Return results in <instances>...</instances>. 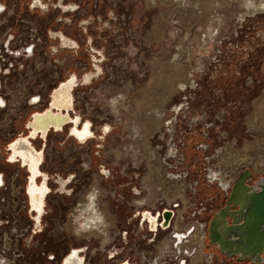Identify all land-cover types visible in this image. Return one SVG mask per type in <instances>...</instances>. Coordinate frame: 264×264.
Returning a JSON list of instances; mask_svg holds the SVG:
<instances>
[{"label": "rangeland", "instance_id": "obj_1", "mask_svg": "<svg viewBox=\"0 0 264 264\" xmlns=\"http://www.w3.org/2000/svg\"><path fill=\"white\" fill-rule=\"evenodd\" d=\"M242 1L90 0L91 6L84 4L82 11L73 15L71 25L61 26L53 22L55 13L40 15L32 11L41 24L50 21L49 31L60 30L67 33L71 41L81 43L80 50L72 52L80 63L78 74L90 69L80 30L74 24L90 14L109 23L105 55L110 61L103 67V76L95 80L94 92L84 102L91 106L94 115L106 118L112 131L99 154L90 157L94 178L80 188L76 202L68 209L69 215L65 213L64 225L46 228L56 231L52 239H48L46 229L37 232L38 241L31 239L24 250L30 255L26 264L48 263L42 255V250H46L42 242L47 240L51 252L67 243L88 246L90 264H106L105 255L99 253L106 247V237L102 234L76 236L73 221L80 213L75 204L85 201L95 190L98 210L104 214L103 225L107 223L104 234H108L109 240L116 237L120 218L125 213L115 197L125 193V188L120 187L121 181L128 182L126 188L132 187V190L143 183L141 179L148 171L144 145L156 148L157 159L164 163V169L167 163L171 165L173 174L165 170L167 174L187 173L188 179L197 181L200 200L213 198L208 207V210L211 208L208 222L226 200L216 183L206 188L208 174L212 181L223 180L226 188L219 185L225 190L244 169L252 173L250 186L264 178L263 167L253 165L255 161L264 165V12L249 15ZM252 2L258 4L260 0ZM0 5L13 9L18 17L24 16L28 9L27 0H0ZM179 83L185 84L184 90H179ZM115 97L118 103L113 107L110 100ZM151 113L155 114L153 118L158 126L150 137L145 128L151 123ZM168 145L174 146L175 151L171 152L174 158L166 163L162 160L170 154ZM87 148L83 147L88 153ZM239 153L242 154L237 165L229 167L227 159ZM245 158L248 162L244 164ZM4 164V170L14 169L13 165ZM104 164L113 178L105 179L98 174L99 166ZM125 164L129 168L138 167L140 176L121 179ZM145 187L151 194L147 197L149 201L160 197L161 193L154 192V185ZM143 190L146 196L147 191ZM181 200L186 205L185 198ZM68 225L72 226L68 228ZM205 252L212 253L209 245ZM10 254L6 256L10 258ZM198 255L196 253L191 264H196ZM218 256L216 253L214 263ZM14 259L15 264L21 261Z\"/></svg>", "mask_w": 264, "mask_h": 264}, {"label": "built area", "instance_id": "obj_2", "mask_svg": "<svg viewBox=\"0 0 264 264\" xmlns=\"http://www.w3.org/2000/svg\"><path fill=\"white\" fill-rule=\"evenodd\" d=\"M17 14L13 9L0 7V264H15V257L26 264L25 260L30 258L24 250L29 246L25 247L24 241L30 236L34 225L28 215V171L17 163L8 162L7 147L20 138H26L29 130L26 127L22 129V125H26L32 115L42 114L48 108L52 91L64 78L74 75L79 79L83 76L76 72L80 63L74 59L73 51L61 47L60 40L55 36L56 30L49 31L50 21L41 24L29 9L24 16L18 17ZM65 36L68 37V34ZM70 67L73 71H69ZM29 140L36 151L42 152L39 164L41 174L52 176L62 171V157L73 150L72 146H68L61 155L57 147L61 137L56 132H50L44 139L38 136ZM173 147L168 145L170 154L162 161L167 163L174 158L171 153L175 151ZM3 162L13 165L14 169L10 172V169L4 170ZM165 170L173 174L168 163ZM175 176L176 180L184 184L181 195L186 205L181 200L167 201L162 195L149 201L147 197L151 194L142 181V184L133 187V192L130 187L125 193H120L126 197L122 202L125 215L120 218V231L112 240H109L107 234L106 247H102L103 251L99 250V253L105 255L106 264H191L200 251L207 263L212 264L214 255L205 252L208 221L204 219V214L210 211L208 207L213 203V198L204 197L200 200L197 191L199 183L188 179L187 173ZM209 176L205 179L206 188L216 183L226 196L234 181L225 190ZM47 188L45 203L56 213L51 219V225H64L62 219L65 213H70L68 209L74 205L77 197L73 195L66 200L61 194L53 192L55 185L52 183ZM143 189L147 191L146 196L142 194ZM154 192L160 193L155 189ZM114 208H117L116 205ZM165 210L171 211L172 217L168 228L162 229L160 225ZM72 211L77 213L75 208ZM143 212H149L155 218L154 230L150 229L147 220L141 221L140 214ZM10 225H13L12 229ZM198 230L201 235L196 239L194 235ZM47 235L48 239H52L57 233L47 230ZM48 242H42L43 246L46 245V250H42L48 262L46 264H68L69 260L72 264H90L91 250L88 252V246L67 243L65 247L51 252ZM9 253L10 258L6 256Z\"/></svg>", "mask_w": 264, "mask_h": 264}, {"label": "flooded vegetation", "instance_id": "obj_3", "mask_svg": "<svg viewBox=\"0 0 264 264\" xmlns=\"http://www.w3.org/2000/svg\"><path fill=\"white\" fill-rule=\"evenodd\" d=\"M81 2L72 3L69 0H27V7L29 10L34 11L40 15H47L50 13H55V16L53 19V22L56 23V25H71L73 15L80 13L82 9L84 8V4H87L86 7L91 6L90 0H80ZM87 13V9L85 10ZM85 13V14H86ZM93 16V17H92ZM91 14L87 17L81 18L80 20H77L74 24L75 27L80 30V37L83 39V45L84 50L87 53L88 57V67L90 71L83 74L80 79H76L77 82L72 85L66 86V91L70 89L69 92V101L67 99V92L66 91H60L54 98L52 103L55 110H51L52 114L49 117L44 118V123H49L53 125H48L47 129L45 131H41V136H47L50 132H56L60 135L61 141L58 142L57 147L60 150V154L63 155L64 150L68 146H72L73 150L71 152H68V154L64 155L62 157V167L59 173L54 174L52 176H44V182H45V189L46 192H48L47 185L49 183H52L55 185V189L53 192L61 194L66 200H69L73 195L74 197H78V192L81 187L84 185H87V183L94 178V171L92 169V160L90 157H94L99 154V150L103 149L104 142L106 139V136L112 131L110 125L106 124V118L98 117V115H94L91 111V106H88L86 102H84L85 99H88V96L91 95L94 91L92 88L96 86L95 80L100 79V77L103 76V67L109 63L108 56L106 57L105 51L106 47V26L109 28V23H106V21H102L101 17L95 16ZM104 30V31H103ZM104 35H101L104 33ZM62 34L65 36V34L60 30H58L55 33V36L60 40L62 45L68 46L67 48H70L72 51L80 50L82 47L80 42H73L70 39H66L62 36ZM258 38V37H257ZM262 43L264 44V38L262 39ZM62 47V46H61ZM86 75V76H85ZM85 76V77H84ZM68 77L63 79V82L67 80ZM83 78V81L87 83L86 85H81V79ZM90 89V90H89ZM92 89V91H91ZM89 90V91H88ZM82 91L80 94H76L77 92ZM66 108V109H65ZM47 109L50 110V107ZM47 109L43 112V114L48 113ZM63 109V110H62ZM177 111V109H176ZM60 124L59 127L57 125ZM54 128H58L59 130H54ZM154 132V131H153ZM152 132V133H153ZM40 134L34 132V131H28L26 133V138L28 136L37 138ZM152 136V134H151ZM150 136V137H151ZM25 138V139H26ZM20 138L19 140H21ZM185 140V138H184ZM25 142L29 144V146L33 149L35 153L36 149L33 147L29 139H26ZM88 147V153L87 150L83 149V147ZM149 146V145H148ZM150 147V146H149ZM150 149H152L150 147ZM154 150V157H151V159L148 158L147 160V174L145 177L141 179V181L145 184V186L149 187L150 185H154L156 190H158L162 197L166 199L167 201L175 200V198L180 197L183 198L182 195H179L175 198H170L166 195H164L163 192V185H159L156 182H148V178L151 176H148L150 173V166L149 162L151 161L155 165V168L157 169L159 164H161L164 168V163H160L157 159V152L156 148L152 149ZM17 154H13L11 152L10 157L8 160L12 161V163H19L21 165V158L17 157ZM21 157H24L23 162L26 161V159L29 160L30 164L29 167L23 166L27 169L29 174V181L30 182V175H34L37 171L35 170V162L36 156L35 154L27 155L25 156V153L23 155L21 154ZM94 159V158H93ZM42 161V160H41ZM41 163V162H40ZM7 166V165H6ZM106 164L100 165L99 170L97 171L99 175L104 177L105 179L113 178L110 170L108 168H105ZM38 172H39V166H38ZM162 173L166 174L165 169L162 168ZM126 176L134 179L135 177L140 176V171L138 167H130L128 164H125V167L122 170V174L120 175V178H126ZM46 177V180H45ZM177 177V176H176ZM41 178L35 179V184L39 185L43 181ZM38 180V182H37ZM178 182H181L180 180H176ZM222 181V184L219 179V184L226 186L225 183ZM182 183V182H181ZM128 182L121 181L120 187L125 188L126 191V185ZM183 184V183H182ZM28 186V185H27ZM26 186V190H27ZM226 188V187H225ZM132 192V188L130 189ZM183 190V189H182ZM181 190V191H182ZM42 194V191H41ZM46 195V193H45ZM45 195L43 196V203H40L39 206H35L34 211L31 213L32 217H37V219H40V225H42V232L48 227V225H51V219L55 216V210L47 205L45 203ZM227 196V195H226ZM225 196V199L227 198ZM111 198L109 200V203L111 202ZM125 195H116L115 200H119V208L121 209L123 207L122 202L125 199ZM29 199V198H28ZM179 199H177L178 201ZM86 201V200H85ZM85 201L82 203H79L76 208L77 211L80 213L73 221V226L76 236H84L88 237L90 235H100L102 234L104 237H106L105 233V227L107 225H103L104 223V214L103 212H100L97 207V192H96V198L93 201V209L91 208H85ZM182 201V200H181ZM183 202V201H182ZM32 207L34 208V203H32ZM224 207V205H223ZM221 207V205L217 208L216 211H218ZM30 209V205H29ZM94 210V211H93ZM215 211V212H216ZM214 212V213H215ZM211 213V210L209 211ZM204 214V219L208 221V214ZM66 220L65 216L62 219V222ZM127 222V220L125 221ZM92 225H99L97 229L99 230L97 234L93 233V226ZM72 225H68V228H70ZM37 234L35 233L32 237L33 241H38ZM201 233L199 230L195 233L194 237L196 239L199 238ZM198 237V238H197ZM36 238V239H35ZM35 241V242H36ZM106 242V241H105ZM208 241L206 239L205 248H207ZM212 250V254L215 256L218 251L215 248L210 247ZM200 251V250H199ZM199 253L196 264H208L206 261H204V256L202 252ZM218 261L213 262V264H258V263H251L249 261H238L235 257L233 258H225L224 256H221L218 253ZM264 259V254H263ZM68 264H72V261L69 260ZM264 264V262L262 263Z\"/></svg>", "mask_w": 264, "mask_h": 264}, {"label": "water", "instance_id": "obj_4", "mask_svg": "<svg viewBox=\"0 0 264 264\" xmlns=\"http://www.w3.org/2000/svg\"><path fill=\"white\" fill-rule=\"evenodd\" d=\"M71 78L74 79V75H70L65 82L60 83L52 91L50 95L52 101ZM86 84L84 81L81 82V85ZM48 107H50V110L47 109L49 111L48 113L46 112L47 114H34L31 120L25 125L29 131L40 134L39 136L43 139L45 136H41V131H45L48 125H53L44 123V118L52 114L51 110H55L52 103H49ZM59 126L60 124L57 125V127ZM53 129L59 130L54 127ZM32 138L34 137L28 136L26 139ZM26 139L22 138L21 140L23 141L19 139L14 141L7 149L9 152L28 153L29 151L30 153L38 154V162L40 164L42 152L35 153L29 144L24 141ZM17 157L19 158V156ZM8 162L12 163L10 160ZM21 166H28V164L27 162L23 163L21 160ZM44 176L39 172L38 178L43 179ZM251 177L252 173L248 169L240 172L238 178L232 184L230 191L227 193L224 207L213 213L207 224V241L210 247L215 248L225 258L235 257L238 261L262 264L264 262V178L250 186L247 181ZM43 182L44 179L39 185L42 186ZM29 185L27 186L26 194L29 198L30 205L28 215L31 218V213L34 211V208L31 204L32 193L29 192ZM140 216L141 221L147 220L149 222L150 229H155V218L151 217L149 212H143ZM162 217L163 222L160 226L162 229H166L172 217V212L165 210L162 213ZM31 220L34 224L33 230L31 235L24 241L25 247L29 246L35 233L42 231L40 219L32 217Z\"/></svg>", "mask_w": 264, "mask_h": 264}, {"label": "bare ground", "instance_id": "obj_5", "mask_svg": "<svg viewBox=\"0 0 264 264\" xmlns=\"http://www.w3.org/2000/svg\"><path fill=\"white\" fill-rule=\"evenodd\" d=\"M152 1V0H151ZM178 1V0H177ZM181 1H183V0H181ZM236 1V0H235ZM231 2H232V0H231ZM242 2H244V8H245V10H246V13L247 14H249V15H251V14H256V13H262V12H264V0H260V2L258 3V4H255L254 2H252V0H243ZM178 3V2H177ZM180 3V2H179ZM182 6V5H181ZM0 7H2L1 5H0ZM198 11V10H197ZM243 18V17H242ZM60 45L62 46V47H64V45H62V42H61V38H60ZM68 47V46H67ZM173 73V72H172ZM173 75H174V73H173ZM77 78L74 76V79L73 78H71L69 81H68V83L66 84V85H64L63 87H62V91H66V89H65V87L66 86H69L70 84H71V87H72V85L73 84H75L76 82H77V80H76ZM80 79V78H79ZM83 81V80H82ZM178 86H179V90H184L185 89V84L184 83H179L178 84ZM60 90V91H61ZM70 89H68L66 92H67V99H68V101H69V91ZM51 102H53L52 100H51ZM117 103H118V100H117V98L115 97V98H113V99H111L110 100V105L111 106H113V107H115L116 105H117ZM66 109V108H65ZM63 110V109H62ZM155 111V110H154ZM47 114V113H46ZM142 115V114H141ZM153 116H155V114L153 115L152 113L150 114V121H151V123H147L146 124V130H145V133H146V135H148V136H151V134H152V132L154 131L153 129L155 128L156 129V126H158V124H157V122L155 121V119L153 118ZM252 124V123H251ZM252 126H253V124H252ZM253 127H255V126H253ZM43 132V131H42ZM21 141H23V140H21ZM25 141V140H24ZM27 143V142H26ZM143 147V152L145 153V155L149 158V159H151V157H154V150H152V149H150V147L148 146V145H144V146H142ZM245 147V146H244ZM243 147V148H244ZM252 147V146H251ZM248 148V147H247ZM8 150V149H7ZM231 150V149H230ZM242 150V149H241ZM233 151V150H232ZM227 152V151H226ZM234 152V151H233ZM242 152V151H241ZM13 154H17L18 156H19V158H21V160H22V162H23V159L25 160V158L24 157H21V154L23 155V153H16V152H12ZM229 153V152H228ZM243 153V152H242ZM241 153V154H242ZM10 154H11V152H9V150H8V158L10 157ZM240 154V153H239ZM235 155L234 157L231 155L227 160L229 161V167L230 166H236L237 165V161L240 159V157H241V154L240 155ZM244 154V153H243ZM27 155V158H28V155H32L33 156V153H30L29 151H28V153H25V156ZM223 155V154H222ZM35 156H36V164H35V170L37 171L34 175H30V182H29V192H31L32 193V195H31V204L32 203H34V209H35V206H39L40 205V203H42V198H43V196L45 195V193H46V189H45V182H43V184H42V186L41 185H36L35 184V179L38 177V175H39V172H38V164H39V155L38 154H35ZM225 156V155H224ZM237 156V157H236ZM226 157V156H225ZM224 157V158H225ZM243 157V156H242ZM226 159V158H225ZM25 162H27V164H28V166L27 167H29V164H30V162H29V160L28 159H26V161ZM25 162H23V163H25ZM227 162V161H226ZM242 162H244V164L245 163H247L248 162V158H245V159H243V161ZM17 164H19L18 162H17ZM227 164V165H228ZM155 165L156 164H153L151 161L149 162V166H150V173H149V175L148 176H151V177H149L148 178V182L149 183H151V182H156L157 184H159V185H163V192H164V195H166V196H168V197H170V198H175V197H177V196H179V195H181V190L184 188V185L181 183V182H178V181H176V176L174 175H170V174H163L162 173V168H163V170H164V167L161 165V164H159L158 166V168L156 169L155 168ZM253 165L254 166H260V167H263V169H262V171H264V165H262V162H257V161H255L254 163H253ZM252 165V166H253ZM239 176V175H238ZM37 182H38V180H37ZM220 182H221V184H222V181H221V179H220ZM230 186V185H229ZM94 189V188H93ZM41 191H42V194H41ZM95 198H96V191L95 190H92L89 194H88V196L86 197V201H85V205H84V207L85 208H91V209H93V201L95 200ZM39 204V205H38ZM36 210V209H35ZM94 211V210H93ZM36 219H37V217H36ZM93 226V233L94 234H97L98 233V229H97V227L99 226V225H92ZM198 238V237H197Z\"/></svg>", "mask_w": 264, "mask_h": 264}, {"label": "trees", "instance_id": "obj_6", "mask_svg": "<svg viewBox=\"0 0 264 264\" xmlns=\"http://www.w3.org/2000/svg\"><path fill=\"white\" fill-rule=\"evenodd\" d=\"M26 252V251H25ZM26 255L28 256V258H30V255H29V253H26Z\"/></svg>", "mask_w": 264, "mask_h": 264}]
</instances>
